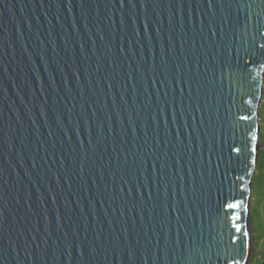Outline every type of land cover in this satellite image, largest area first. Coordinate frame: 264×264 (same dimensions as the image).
<instances>
[{"label": "water", "instance_id": "1", "mask_svg": "<svg viewBox=\"0 0 264 264\" xmlns=\"http://www.w3.org/2000/svg\"><path fill=\"white\" fill-rule=\"evenodd\" d=\"M201 2L203 7L198 14L196 0H192L191 24L187 2L183 17L185 31L189 33L188 42L185 44L189 63L191 64L193 59L190 52L191 26L195 25L196 47L201 56L200 66L203 71L207 45L204 51H200L201 38L198 33L202 18L207 29V19L203 17V13L208 9L207 0ZM136 4L135 11L139 14V0H136ZM164 4L165 0H161L160 8L154 10L149 0L147 9L148 16L153 20L155 12L160 13L158 25L154 26L151 20L149 22V34L157 61L161 43L168 49V10ZM131 11L127 9L121 13L119 0H83V4L82 0H0V213L3 214L0 218V264H144L142 254L147 256V264H224L223 261L215 259V249L208 248L210 235L219 238L220 234H223L227 243L231 227L229 222L227 228H222L211 212L219 199L216 186L223 181L224 197L229 198L241 195L239 189L233 191L230 187L240 184L246 189L244 195L248 206L249 186L255 163L249 165L247 174H244V166L236 163L230 167H222L213 177L211 193L205 194L204 202L200 205L209 213L203 217V241L197 239L193 245L181 231L182 245L180 249H176V232L173 226L168 255H164V230L157 221H149L148 209L144 210V219L141 220L135 211L130 213L127 208L121 209L117 205L110 207L107 199L102 206L96 199V188L99 187L103 192L104 185L112 182L107 168L104 169L101 182L102 152L95 157L96 164L92 163L93 155L92 150L88 148V140L91 134L93 144H99L95 121L98 119L104 125L109 154L104 156L105 164L108 163L112 152L111 136L108 133L109 118L115 130L118 151L121 147L120 121H123L127 130L126 147L131 148L132 132L128 123L130 115L136 121V142L138 146L144 147L140 124L148 114L144 112L140 117L136 116L139 108L143 107L142 89L136 105H133L129 85L126 93L128 103L125 106L120 99V77L114 78L111 93L107 84L97 85L98 78L102 81L105 74L114 75L113 70L108 67L110 58L116 59V70L125 80L129 65L135 73L137 64L143 63L142 51L145 60H149V45L143 36L142 16L137 15V27L140 32V42L137 43L131 27ZM215 11L219 19L220 11L218 8ZM123 14L128 25L125 32L120 30ZM174 24L177 27V31L173 33L176 59L183 63L179 56L180 41L176 39L180 34L178 16L174 17ZM156 26L161 27L160 40L156 37ZM205 34H208L207 31ZM129 42L131 51L128 50ZM122 43L124 54L119 51ZM109 47L113 57L108 54ZM167 59L171 65L172 55L169 54ZM143 66L147 69L148 64ZM157 67L159 68V64ZM249 71L251 78L246 81V85L255 84V99L258 102L264 67L249 65ZM148 83L151 91V78ZM81 92L84 93V99L81 98ZM113 95L116 100L115 110ZM203 95L202 93V97ZM256 102L248 109L253 114L258 104ZM89 103L95 105L96 117H93ZM243 107L248 108L246 104H243ZM221 111L223 112V109ZM188 120L191 124L190 117ZM252 126L258 128L256 119ZM178 127L183 133L182 122ZM169 130L171 139L174 140L176 129L171 126L170 118ZM148 133V146L158 154L168 151L172 170L175 171L176 157L172 156V152L176 150L165 148L163 126L161 125L158 136L159 145L156 144L150 123ZM195 140L193 134L194 149ZM249 142L251 143L250 140ZM81 144L88 149L89 155L83 181L79 177V159L76 169H73L70 163V155L74 154L79 158ZM186 144L185 140L183 147H186ZM225 155L227 157V153ZM179 158L184 167L182 174L186 185L187 157ZM61 159L64 160V166H61ZM196 159L194 155L192 174L199 197L202 181L195 166ZM89 168L94 174L89 173ZM111 168L115 170V162ZM233 173L241 175L242 179L238 181ZM67 177H71L69 182H66ZM128 178L131 179L130 174ZM176 180L179 187V175ZM90 200L94 203V208ZM121 211L124 212L123 216ZM240 211L244 230H249L248 211ZM201 215L198 212L195 217L197 228L194 235L200 232ZM182 220L189 223L183 217ZM184 242L191 249L190 258L184 251ZM221 248L223 249L224 245H221ZM235 248V251L227 249L225 254L234 258L237 264H247L250 260V244L243 248L242 254L238 245ZM130 252L134 253V259L130 260ZM227 264H232V260L229 259Z\"/></svg>", "mask_w": 264, "mask_h": 264}, {"label": "snow or ice", "instance_id": "2", "mask_svg": "<svg viewBox=\"0 0 264 264\" xmlns=\"http://www.w3.org/2000/svg\"><path fill=\"white\" fill-rule=\"evenodd\" d=\"M71 2V0H69ZM112 2V0H109ZM152 8H160L161 0H150ZM189 9V23L191 24L192 0H165L168 10V49L166 50L163 43L159 49V61L153 51L151 36L149 34V22L158 25L160 13L155 12V18L148 16L149 0H139L141 12L136 13V0H119L120 11L124 13L131 9L129 13L131 18L132 31L140 42V32L137 27V15L142 16L143 36L148 41L149 60H145L143 51L141 52V61L133 72L131 65L127 72V79L116 70L117 61L115 58L108 60V67L113 70L114 75L105 74L103 80L99 78L97 85L100 83L107 84L109 93L113 89V80L120 77L121 83L118 84L120 90V99L127 106L126 93L128 86H131L132 103L136 105L138 97L141 96L142 89V108L136 112L140 117L142 113L147 112V117L141 121L140 127L144 135V147L137 144L136 121L129 116V126L132 132L131 148L127 145V130L120 121L119 138L121 147L119 151L116 148V135L111 125L110 118L108 122V133L111 136L112 152L108 163H104V156L109 155L107 143L105 142L104 125L97 119L96 130L99 144L94 145L89 135L88 148L92 150V163L96 164L95 157L102 152L100 156V176L103 182L104 169H108L111 184H105L104 190L96 188V199L103 202L107 199L109 206L117 205L121 209L127 208L128 212L135 211L144 219L143 213L148 209L149 221H157L160 228L164 230V255H168V247L171 244V233L175 226V247L180 249L182 241L180 233L183 231L184 236L189 238L193 245L196 240L203 241V217L208 216V212L200 207L204 202L205 194L211 193L213 187V177L221 171L222 167H230L233 163L244 166V174H247L250 164L255 163L256 157L261 158V165L264 167V153H261V145L258 139L259 129L254 128L252 123L256 119L250 109L255 99V84H247L246 81L251 78L249 65H259L264 67V0H207V12L203 17L207 19V29H205L204 19H201L198 35L201 38L199 45L200 51L205 53V63L201 71V56L197 52L196 40L197 30L195 25L191 26L192 43L191 56L192 63H189V54L185 50V44L188 42L189 33L185 31L183 10L185 3ZM83 4V0H82ZM127 5V8H126ZM197 12L203 7L201 0H196ZM220 11L219 19L215 9ZM179 17V36L180 41L179 56L183 61L181 63L176 59V47L173 33L177 31L174 24V17ZM111 21V17H109ZM114 23V22H113ZM126 21L124 14L120 19V30L125 32ZM128 27V25H127ZM156 37L160 40L161 27L156 26ZM207 31V35L205 34ZM131 42H129V51ZM121 54L125 53L123 43L119 49ZM95 54V53H94ZM109 56L113 57L111 47L108 48ZM172 55V64H169L168 55ZM99 61V57H98ZM143 64H148L147 69ZM159 64V68L157 67ZM99 70V64L97 65ZM151 78L152 90L149 89L148 80ZM159 84V88H157ZM249 89H252L251 91ZM202 93L204 94L202 97ZM81 98L84 99V93L81 92ZM203 99V103L201 100ZM113 109L116 108L115 96H112ZM242 102V104L240 103ZM258 103V102H256ZM246 104L248 108H244ZM93 117H96L95 105L89 103ZM223 109V112L221 111ZM119 119V113H117ZM191 118L189 124L188 118ZM199 117V119H197ZM169 118L171 126L176 129L174 140L171 139L169 130ZM183 124V133L178 124ZM151 124L156 144L159 145L158 139L161 125L165 133V148L175 149L172 156L176 157L175 171L169 161L168 151L158 154L155 149L148 146V125ZM191 129V130H190ZM256 133V134H254ZM193 134H195V149L193 148ZM185 140L187 141L186 147ZM251 141V143L249 142ZM205 151L207 156H205ZM227 153V157L226 154ZM196 156V167L201 178L202 184L197 197L196 181L193 177V156ZM121 156L123 160L121 161ZM180 156L187 157L188 180L185 185V177L182 174L184 167L181 164ZM79 159V166L77 165ZM88 149L83 144L80 146V156L77 158L74 154L70 155V163L73 169L79 167V177L84 180V169L88 164ZM131 161V164H129ZM115 162V170L111 165ZM61 166H64V160H60ZM89 173L92 169L89 168ZM131 175L129 180L128 176ZM117 175L119 182L117 183ZM179 175L180 185L177 187L176 177ZM236 179L239 181L242 176L236 173ZM71 177L66 178L69 182ZM227 179V173H225ZM95 184V181H94ZM115 185V187H113ZM59 186V185H58ZM235 191L239 189V197H224L223 181L216 186L219 193V199L216 207L211 212L220 223L222 228H227L230 222L228 242H225L223 234L219 238L210 235L208 248L215 249V259L227 264L229 259L232 264H237L234 258L226 255L227 249L235 251V246H239L242 254L243 248L250 244V230L245 231L241 223L242 214L249 211L246 205V189L240 184L230 185ZM147 193V198H145ZM191 197V200H189ZM90 204L95 207L90 200ZM195 208V211H193ZM202 214L200 219V232L194 235L197 228L195 217L197 213ZM121 215L124 212L121 211ZM3 214L0 213V218ZM182 217L189 223H184ZM194 217V218H193ZM155 225L153 233L155 234ZM159 240H157V246ZM224 245V248H221ZM184 251L191 257V249L184 242ZM94 251V250H93ZM144 264H147L146 254ZM81 256H83L81 248ZM155 260V253H153ZM129 258L134 259V253H129ZM211 259V257H209Z\"/></svg>", "mask_w": 264, "mask_h": 264}, {"label": "rangeland", "instance_id": "3", "mask_svg": "<svg viewBox=\"0 0 264 264\" xmlns=\"http://www.w3.org/2000/svg\"><path fill=\"white\" fill-rule=\"evenodd\" d=\"M261 94L256 106L258 139L264 145V75L260 84ZM264 153V147L260 149ZM253 169L248 197V221L250 230V260L247 264H264V167L257 157Z\"/></svg>", "mask_w": 264, "mask_h": 264}, {"label": "bare ground", "instance_id": "4", "mask_svg": "<svg viewBox=\"0 0 264 264\" xmlns=\"http://www.w3.org/2000/svg\"><path fill=\"white\" fill-rule=\"evenodd\" d=\"M246 231H248V229L246 228Z\"/></svg>", "mask_w": 264, "mask_h": 264}]
</instances>
